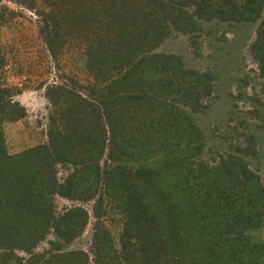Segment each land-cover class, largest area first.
Here are the masks:
<instances>
[{
	"label": "trees",
	"instance_id": "trees-1",
	"mask_svg": "<svg viewBox=\"0 0 264 264\" xmlns=\"http://www.w3.org/2000/svg\"><path fill=\"white\" fill-rule=\"evenodd\" d=\"M24 5L41 17L54 59L65 33L94 37L95 54L85 57L95 85L67 79L47 87L59 108L49 143L11 156L3 125L27 111L15 101L21 92L0 83V264H22L19 253L39 264L44 256L35 250L50 238L42 264H264V247L251 238L264 229V176L248 162L255 136L241 134L212 165L201 161L204 140L191 114L206 113L214 81L150 55L170 30L191 35L197 23L260 22L252 51L264 78V0ZM1 61L0 53V71ZM68 165L73 173L62 181L58 168ZM57 199L95 203L89 253L68 248L88 213L60 211ZM111 204L124 222L118 245L101 222Z\"/></svg>",
	"mask_w": 264,
	"mask_h": 264
},
{
	"label": "rangeland",
	"instance_id": "rangeland-1",
	"mask_svg": "<svg viewBox=\"0 0 264 264\" xmlns=\"http://www.w3.org/2000/svg\"><path fill=\"white\" fill-rule=\"evenodd\" d=\"M44 1L35 0V8L41 7ZM30 2L0 0V83L21 92L15 101L27 111L22 120L3 125L6 151L11 156L49 143L52 118L57 117L59 108L47 98V87L67 79L77 80L84 86L95 85V73L88 68L85 57L91 49L95 54L94 37L88 40L76 30L62 33L63 49L58 59H54L41 35V17L24 5ZM259 25L260 22L239 25L213 21L197 23L191 35L170 30L150 55L158 56L155 61L159 66L171 61L187 70L208 73L214 81V93L207 101L206 113L191 114L204 140L201 161L212 165L220 155L228 154L231 146L237 145L241 134L248 132L257 142L256 157H250L248 162L264 176V78L252 51ZM157 157L152 161L159 160ZM58 170L62 181L73 173L70 165ZM94 206L92 201L57 199L60 211L79 208L89 216L82 236L69 245L70 251L89 253L97 223ZM101 222L118 245L124 222L114 205L108 206ZM251 238L264 247V229L251 232ZM48 241L35 250L39 257L44 256L39 264L49 260ZM17 256L23 259L22 264H37L28 254Z\"/></svg>",
	"mask_w": 264,
	"mask_h": 264
}]
</instances>
